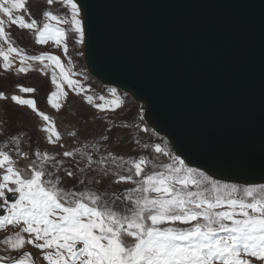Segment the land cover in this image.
<instances>
[{
	"label": "snow or ice",
	"instance_id": "snow-or-ice-1",
	"mask_svg": "<svg viewBox=\"0 0 264 264\" xmlns=\"http://www.w3.org/2000/svg\"><path fill=\"white\" fill-rule=\"evenodd\" d=\"M16 30L62 55L29 54ZM94 32L87 2L0 0V264H264V182L216 178L143 116L110 117L124 99L116 88L92 94L70 55L71 43L82 56ZM29 73L35 84L6 79ZM44 89L55 116L38 107ZM70 93L96 110L91 120ZM23 108L35 121L20 112L13 122Z\"/></svg>",
	"mask_w": 264,
	"mask_h": 264
},
{
	"label": "water",
	"instance_id": "water-1",
	"mask_svg": "<svg viewBox=\"0 0 264 264\" xmlns=\"http://www.w3.org/2000/svg\"><path fill=\"white\" fill-rule=\"evenodd\" d=\"M81 2L95 78L144 103L147 124L191 166L264 182V0Z\"/></svg>",
	"mask_w": 264,
	"mask_h": 264
},
{
	"label": "rangeland",
	"instance_id": "rangeland-1",
	"mask_svg": "<svg viewBox=\"0 0 264 264\" xmlns=\"http://www.w3.org/2000/svg\"><path fill=\"white\" fill-rule=\"evenodd\" d=\"M32 4H33V8L36 4V0H32ZM19 31V30H16ZM15 33V32H14ZM17 42L20 46L26 48V50L29 52V54H39L42 51H47L51 54H56V55H62V49H57L53 44H49V45H36L34 43V37H32V35L30 33H27L26 30L20 31L17 33ZM80 51H85L84 49H79ZM76 51L77 49L74 48L71 43H70V55L72 56L74 63L76 65V71L82 72L83 75L77 77L78 79H80L81 81H83L84 85L86 87H90L92 90V94H95L96 96L99 95H105L106 97H108V89L110 88H114V87H106L104 85L101 84V82H99L97 79L95 80H91V78L88 75L87 72V64H86V58L85 55L83 54L82 56H78L76 55ZM62 59H64V57L62 56ZM36 73H29L27 76H20V77H13V76H7L6 79L8 81H14L16 83H22V84H35L36 83ZM87 77V79L85 80L84 77ZM94 79V78H93ZM0 82H4V78H0ZM8 87L10 89L14 90V83L9 84ZM117 92L118 95H120L125 103L124 105L118 109L115 113H109V116L112 117L113 119L116 120L117 123L120 122H128V123H132V122H140V117L143 116V122H142V126H147L149 128L150 131H152L151 126L149 124H147V120H145L144 118V112L146 108V105L142 102H138L136 101L132 96H128L125 95L123 93V91L119 88H117ZM47 89L42 90L40 93L37 94V102H38V107L41 110H44L46 112H49V114L52 115H56V113L50 108V106L47 104ZM27 98V96H26ZM111 98V97H108ZM69 99L72 100L73 102V111L77 112V115L80 116L82 119H86V120H91V115L95 113V109L91 108V106H87L86 104L83 103L82 99L80 97H75L73 94L70 93ZM97 103H99L100 101H96ZM2 103V102H0ZM143 105V107H142ZM14 107V106H13ZM27 113V115L29 117L32 118V121H35V117L34 115L27 109V108H23V109H17L15 113H10L9 115L12 117V120L14 123H16V117L17 115L20 113ZM58 126L60 125V120H57ZM23 124L25 125H29L30 126V122L25 120L23 121ZM80 124H77V127H79ZM114 135L116 136H123L125 137L124 139V143L121 145L122 149L125 152L130 153L131 152V147L128 145L127 142V130L120 128V129H116L114 130ZM140 136H142L145 140H150L149 138V134L148 133H139ZM159 138H162L163 140H165L163 137L159 136ZM156 139V138H153ZM166 141V140H165ZM3 236V233H0V237Z\"/></svg>",
	"mask_w": 264,
	"mask_h": 264
}]
</instances>
